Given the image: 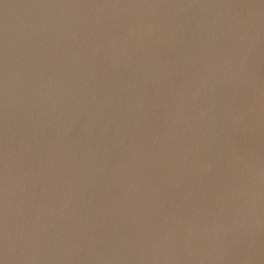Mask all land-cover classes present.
<instances>
[{
    "label": "water",
    "instance_id": "water-1",
    "mask_svg": "<svg viewBox=\"0 0 264 264\" xmlns=\"http://www.w3.org/2000/svg\"><path fill=\"white\" fill-rule=\"evenodd\" d=\"M0 264H264V0H0Z\"/></svg>",
    "mask_w": 264,
    "mask_h": 264
}]
</instances>
